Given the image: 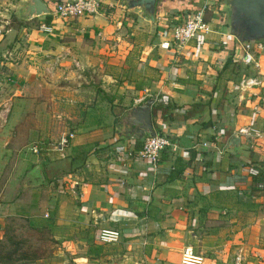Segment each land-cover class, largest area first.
Returning a JSON list of instances; mask_svg holds the SVG:
<instances>
[{
	"label": "crops",
	"instance_id": "1",
	"mask_svg": "<svg viewBox=\"0 0 264 264\" xmlns=\"http://www.w3.org/2000/svg\"><path fill=\"white\" fill-rule=\"evenodd\" d=\"M23 1L0 0V16L9 11L19 22L0 47L17 52L19 61L3 66L15 83L23 82L11 89L4 129L40 145L37 155L62 158L44 140L63 134L49 130L68 119L72 148L87 149L76 169L35 190L53 204L51 223L60 231L53 238L66 247L31 264H177L185 245L202 264H233L238 246L239 264H264V49L254 53L255 65L240 62L226 2L154 0L148 20L121 0H99L97 14L73 19L53 13L54 0H39L48 13L25 19ZM203 3L210 32L179 50L160 49L158 42L168 39L165 25ZM40 23L50 32L40 31ZM244 76L259 80L253 94L237 88ZM25 94L34 102L43 98L42 110L38 104L23 110ZM149 98L153 132L175 144L154 168L135 156L139 140L117 134L123 113ZM239 128L251 133L238 134ZM231 135L237 143L227 147ZM196 141L209 147L197 150ZM18 201L14 206H31ZM6 206L0 205V238ZM100 228L117 230V241L99 244Z\"/></svg>",
	"mask_w": 264,
	"mask_h": 264
},
{
	"label": "rangeland",
	"instance_id": "2",
	"mask_svg": "<svg viewBox=\"0 0 264 264\" xmlns=\"http://www.w3.org/2000/svg\"><path fill=\"white\" fill-rule=\"evenodd\" d=\"M12 14L6 11L2 17L0 16V47H3V44L6 46L1 40L18 29L19 22L13 19ZM8 27H10V31L5 33ZM13 37L15 39V34ZM10 38L12 39V35ZM18 43L17 46L21 48L20 43L19 45ZM16 55L17 52L14 55L0 52V73H4L6 76L0 79V202L2 203L0 205L6 206L11 203L10 206L5 207L10 208L5 211L3 217V230L6 235L11 236L17 242L19 249L16 253L24 255L23 258L15 260L12 264H31L35 260L51 259L52 252L63 250L66 247L64 243L61 245L59 240L53 238L59 236L60 233L58 225L51 223L53 220L52 216L49 215L54 210L53 204L47 203L48 199L44 201V194L37 193L35 190L45 187L49 181H54L56 176L76 168L69 166L68 162L70 148L74 146L72 139L61 151L62 158L59 156L55 158L54 154H49V156H44L43 158L28 151L30 140L23 139V134H19V137H16L14 133L10 134V129H4L6 121L11 114V99L9 98L11 89L14 86L19 87L23 82H16V84L11 79V73L7 72L6 67L3 66V62H18ZM25 96V101L20 103L23 110H28L30 106L34 108L37 104L40 108L39 110H42L44 106L43 98H39L37 102H34L26 94ZM27 113H25V116H27ZM68 122L69 120L65 119L57 128L49 130V133L53 134L56 130V134L69 132L68 129L71 130V126ZM3 134L6 136L10 134L11 139L3 142L1 138ZM12 136L16 138L17 142L13 140ZM54 137L44 140L47 147L52 150H54V144L57 140ZM35 165L38 166L43 177V181L37 184L36 178H32L35 173H31ZM17 199H19L18 202L20 204H30L31 206H27L28 208L25 210L20 205L14 206L12 201ZM70 232L73 233L74 231ZM55 258H59V256Z\"/></svg>",
	"mask_w": 264,
	"mask_h": 264
},
{
	"label": "built area",
	"instance_id": "3",
	"mask_svg": "<svg viewBox=\"0 0 264 264\" xmlns=\"http://www.w3.org/2000/svg\"><path fill=\"white\" fill-rule=\"evenodd\" d=\"M206 8L207 4L203 3L194 10L180 12L174 18L175 21L169 22L168 25H165L168 39L158 42V47L160 49L173 47L175 50H179L191 38L209 33L210 29L203 18V13ZM99 9V0H61L54 4L52 11L61 18L73 19L77 17L93 16L99 12ZM37 28L45 33L50 32V27L43 23L38 24ZM232 38L234 37L232 36ZM235 41L238 43L239 48L242 51L240 62L243 64L255 65L254 53L264 49L262 40ZM258 85L259 80L254 77L244 76L237 81V88L240 91L247 93H250V90ZM259 100L264 102V93L259 96ZM237 133L249 136L251 131L247 128H239ZM72 136L71 132H66L60 135L54 144V150H63L72 139ZM139 142L140 144L135 151V156L140 160L147 162L151 168L155 167L159 154L164 149L173 150L175 148L174 142L170 141L169 136L163 133L154 132L152 136L145 135L139 139ZM208 147L209 144L207 141H196L194 144V148L197 150H205ZM40 149V145L33 143L29 146L28 151L33 155H37ZM117 239L118 232L115 229L100 228L95 233V240L99 244H111L116 242ZM242 256V248L240 246L236 247L232 254V263L239 264L242 261ZM202 260L203 258L201 255L194 253L189 245H185L179 251L177 264H202Z\"/></svg>",
	"mask_w": 264,
	"mask_h": 264
},
{
	"label": "water",
	"instance_id": "4",
	"mask_svg": "<svg viewBox=\"0 0 264 264\" xmlns=\"http://www.w3.org/2000/svg\"><path fill=\"white\" fill-rule=\"evenodd\" d=\"M128 8H140L148 20H152L154 0H121ZM226 2V23L230 35L238 42L248 40H264V0H224ZM20 15L22 18H32L47 14V8L39 0H24L21 3ZM152 100L146 99L138 104H133L119 119L120 128L118 135L126 139L139 140L145 135L154 134L149 114ZM237 138L231 135L230 145H235ZM225 147V148H227ZM31 173L36 178V184L43 181L42 173L38 166Z\"/></svg>",
	"mask_w": 264,
	"mask_h": 264
},
{
	"label": "trees",
	"instance_id": "5",
	"mask_svg": "<svg viewBox=\"0 0 264 264\" xmlns=\"http://www.w3.org/2000/svg\"><path fill=\"white\" fill-rule=\"evenodd\" d=\"M61 0H54L55 3ZM87 149L84 146L80 148H71L68 155L69 166H77L79 161L85 156ZM19 249L16 241L11 236L6 235L3 230L0 238V264H12L15 260L23 258L22 253L17 254L16 251Z\"/></svg>",
	"mask_w": 264,
	"mask_h": 264
}]
</instances>
